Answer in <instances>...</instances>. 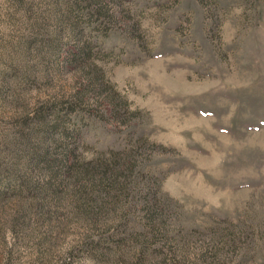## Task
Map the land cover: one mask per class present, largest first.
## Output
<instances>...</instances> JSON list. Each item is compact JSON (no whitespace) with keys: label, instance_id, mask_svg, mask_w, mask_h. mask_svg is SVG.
<instances>
[{"label":"rangeland","instance_id":"rangeland-1","mask_svg":"<svg viewBox=\"0 0 264 264\" xmlns=\"http://www.w3.org/2000/svg\"><path fill=\"white\" fill-rule=\"evenodd\" d=\"M0 264H264V0H0Z\"/></svg>","mask_w":264,"mask_h":264}]
</instances>
